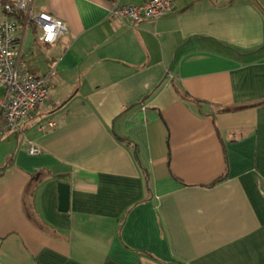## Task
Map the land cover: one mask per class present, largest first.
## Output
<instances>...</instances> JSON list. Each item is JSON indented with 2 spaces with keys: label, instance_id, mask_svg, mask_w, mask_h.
Segmentation results:
<instances>
[{
  "label": "crops",
  "instance_id": "obj_1",
  "mask_svg": "<svg viewBox=\"0 0 264 264\" xmlns=\"http://www.w3.org/2000/svg\"><path fill=\"white\" fill-rule=\"evenodd\" d=\"M141 1H33L66 30L21 42L55 75L0 135V264H264V0Z\"/></svg>",
  "mask_w": 264,
  "mask_h": 264
},
{
  "label": "built area",
  "instance_id": "obj_2",
  "mask_svg": "<svg viewBox=\"0 0 264 264\" xmlns=\"http://www.w3.org/2000/svg\"><path fill=\"white\" fill-rule=\"evenodd\" d=\"M33 1L0 0V135L17 129L38 105L48 100L55 75L54 69L34 75L21 63V42L30 25L38 29L36 38L43 44H52L66 30L61 20L34 11ZM175 1L142 0L133 5L113 6L109 14L133 23L158 19L172 10ZM39 152L30 146L29 153Z\"/></svg>",
  "mask_w": 264,
  "mask_h": 264
},
{
  "label": "water",
  "instance_id": "obj_3",
  "mask_svg": "<svg viewBox=\"0 0 264 264\" xmlns=\"http://www.w3.org/2000/svg\"><path fill=\"white\" fill-rule=\"evenodd\" d=\"M59 208L63 211L67 210L69 202V185L67 183H59Z\"/></svg>",
  "mask_w": 264,
  "mask_h": 264
},
{
  "label": "rangeland",
  "instance_id": "obj_4",
  "mask_svg": "<svg viewBox=\"0 0 264 264\" xmlns=\"http://www.w3.org/2000/svg\"><path fill=\"white\" fill-rule=\"evenodd\" d=\"M52 90V89H51ZM51 93V92H50ZM42 106V107H41ZM50 106V102H46V104L38 105L37 107H40V110L48 109Z\"/></svg>",
  "mask_w": 264,
  "mask_h": 264
}]
</instances>
